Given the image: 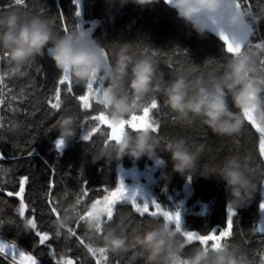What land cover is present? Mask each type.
Returning a JSON list of instances; mask_svg holds the SVG:
<instances>
[{"label":"trees","instance_id":"obj_1","mask_svg":"<svg viewBox=\"0 0 264 264\" xmlns=\"http://www.w3.org/2000/svg\"><path fill=\"white\" fill-rule=\"evenodd\" d=\"M7 2L8 0H0V3ZM80 2L81 14L78 22L81 29L88 31L89 38L97 40L100 47L108 52L110 61L114 42L119 41L130 42L132 52L137 56H150L155 53V63L165 79L183 75L186 80L193 81L201 76L220 75L224 70L227 55L222 51V44L210 34H206L204 38H198L176 18L174 10L168 8L161 0L151 8H141L131 4L118 8L114 4L106 3V0H80ZM240 2L242 7H247L248 4L253 5V11L258 10L259 5H264V0H248V4H244L243 0ZM24 3L28 5V8H21V14L27 12L30 16L31 11H38L35 5L45 3L50 13L46 19L55 16L59 8L65 13L69 32L75 31L76 18L72 0H24ZM51 28L55 33L64 34V25L58 19L52 23ZM262 36H264V23L259 25V35L252 38L253 43L258 42ZM145 49L148 51L145 52ZM169 63L173 67L170 68ZM34 64L44 68L47 79L37 74L34 67L29 68L23 65L20 72L24 75H20L11 71L12 66L7 60L0 61V74H4L3 84L5 85L2 97L4 103L0 105V118L3 124L0 135L4 137L0 140V152L6 156L5 160L0 161V188L3 189L0 191V219L4 221L9 218L20 219L15 212L19 205V198L8 197L4 193L8 190L19 191V178L27 175L30 179L24 193V199L28 205L26 216L28 218L34 216L38 229L48 232L52 238L46 242V245L41 246L34 234H23V232L18 234L14 225L7 224L3 226L0 238L5 242L15 241L18 248L34 255L40 264H54V260L47 255L48 244H51L56 252V258L63 254L65 260L72 259L74 264H95L91 254L87 253V250L74 239L66 241L64 238L66 234L60 238L55 237L53 226L55 216L49 215V199L51 198L53 203L59 201L63 208L72 211L76 193L81 187L77 177L82 172L80 180L90 187L89 197L86 198L90 206L93 199L104 195L103 187H115L120 167L124 169L135 167L143 170L145 166L151 164V160L142 157L132 162L125 157L119 165L115 162L106 163L103 159L96 164H91L89 156L103 145V137L97 132L90 141L84 142L80 139L83 134L81 129L77 130L76 139L64 147L58 155L54 149V141L57 139V121L65 114L64 109L76 112L77 123L83 122L85 127L96 122L85 121L84 118L96 115L100 110L92 100L89 101L91 104L89 109H81L79 101L74 100L65 91L62 93V110L59 113L52 111L51 114H47L49 111L47 97L53 94L55 82L52 78L56 70L46 56L35 58ZM72 87L76 94H83L86 88ZM8 89L12 91L8 92ZM156 98L162 109L159 112L152 110L150 113L153 118L160 121V129L154 135L166 139L182 137L193 150L198 151L199 156L189 182L186 176L172 173L167 154L160 153L166 166H158L156 169L155 176L159 178V182L153 189V197L158 199L162 208L175 210V199L183 198L184 186L189 183L191 196L186 205L200 204L205 209L202 214H184L182 216L184 230L208 234L211 229L223 228L226 219L227 191L222 181L211 176L213 169L226 157L239 155L248 158L250 166L259 176L262 170L260 165H264V160L259 158L258 135L250 129V126V131L241 132L239 137L232 139L216 137L198 123L188 127L180 126L172 119L173 114L167 109L163 98ZM137 113L142 115V110L140 109ZM10 122L16 125L14 131L8 130ZM33 139H35L34 144H30L29 142ZM31 148L34 151L32 157H29L28 151ZM53 165L56 167L55 177H52L49 171V167ZM206 176L209 177L205 178ZM53 179L55 187L49 194L48 182ZM258 186L259 182H257V188ZM163 188L166 189V193L162 191ZM259 201L258 189L251 204L236 211L238 218H234L231 235L226 240V242H239L253 264H260V257L264 255V236H258L255 230ZM162 222V217L153 218L147 214L140 217L133 212L130 203H125L115 207L113 219L106 227L115 228L118 233L123 230L125 235L131 238ZM83 224L77 232L87 242ZM195 246H199L198 242L186 245L185 252ZM108 256L110 264H143V254L137 248H130L118 255L108 253ZM0 264L9 263L0 256Z\"/></svg>","mask_w":264,"mask_h":264},{"label":"clouds","instance_id":"obj_2","mask_svg":"<svg viewBox=\"0 0 264 264\" xmlns=\"http://www.w3.org/2000/svg\"><path fill=\"white\" fill-rule=\"evenodd\" d=\"M110 5L148 7L160 0H106ZM168 7L183 25L198 38L217 35L220 25L226 31H242L264 23L260 8L245 16L231 11L232 0H168ZM0 53L7 54L9 65L21 68L35 58L47 57L56 72H67L72 86L86 87L101 75V47L97 40L80 32L58 34L40 16L21 17L16 12L0 16ZM264 58V48L241 49L236 56H226L220 75L198 77L188 81L183 75L165 79L149 56H137L130 42H114L112 60L104 75V86L95 103L112 125L118 126L141 104L151 97H162L174 121L183 127L198 123L216 137L237 138L245 126L240 113L251 112L264 126V74L256 71L258 61ZM135 101L136 103H133ZM78 114L67 110L57 121V139L67 147L77 137ZM16 125L10 122L9 131ZM81 139V137H80ZM166 153L171 172L181 176L192 173L199 153L182 137L166 139L154 135L148 127L141 130L124 129L109 146L102 145L91 153L90 163L100 160L119 162L127 157L135 162L144 157L151 161L163 160ZM164 166H166L164 161ZM212 177L224 183L227 191L226 208L237 211L248 207L257 193V182L264 183V169L256 175L247 157L231 155L213 169ZM206 176L205 178H208ZM72 221L71 210L60 221H54L55 230L65 234ZM84 232L109 253L121 254L137 248L143 254V264H251L248 253L239 242H226L219 249L207 251L195 246L185 252L184 241L173 227L164 222L156 224L129 238L115 228H106L96 236V220L83 224Z\"/></svg>","mask_w":264,"mask_h":264},{"label":"snow or ice","instance_id":"obj_3","mask_svg":"<svg viewBox=\"0 0 264 264\" xmlns=\"http://www.w3.org/2000/svg\"><path fill=\"white\" fill-rule=\"evenodd\" d=\"M165 4L168 3V0H164ZM244 4H248V0H243ZM232 9L231 11H235L237 14L250 16L253 13V5L248 4L247 7H242L240 0H232ZM38 8V11H31V16H40L42 19L46 20L51 26L55 20H59L61 24L64 25L63 31L64 33H68L69 29L66 23L65 13L59 8L57 9V14L55 16H51L49 19L50 13L45 3H41L39 5H35ZM72 7L74 9V16L76 21L74 23L75 31L80 32L81 35L89 37V32L84 31L80 27V23L78 22V18L80 17V9L81 2L80 0H72ZM21 8L27 9L28 5L24 3V0H8L7 3H0V16L6 15L10 12H16L22 18L30 16L27 12L23 15L21 14ZM259 8L264 11V5H259ZM217 33V38L222 44V51L227 56H236L239 54L242 48H264V36L260 37L259 41L253 43V37L259 35V25L254 26L252 28H248L242 31L231 30L226 31L222 26L217 25L214 29ZM90 31V30H89ZM145 52L148 50L145 49ZM155 53H152L149 57L153 59L155 62ZM101 57H102V69L101 75L97 76L94 81H91L86 86L83 94H76L72 87L70 78L65 72L63 75L56 72L53 76V80L55 82V87L53 94L47 97V105H48V113L51 114L52 111L59 113L62 110V93L66 91L67 94H70L74 100L79 101V107L81 109H89L91 107L90 100L95 101L99 96V92L104 86V75L103 73L107 72L110 66V57L108 52L101 48ZM7 54L0 53V61H6ZM25 65L29 68L34 67L37 74L41 75L45 79H47V73L44 68L41 66H37L34 64V60L28 61ZM170 68L173 67L171 63L168 65ZM11 71L13 73H19L20 75H24V73L20 72V68L12 67ZM256 71L258 73L264 74V58H261L257 65ZM4 74H0V105L4 103V88L3 84ZM66 86V87H65ZM11 89H8V92H11ZM133 103H136L133 101ZM140 109L142 110V115L138 113H133L130 118H127L120 122L118 126L112 125L108 122L105 114L103 112H99L96 115L86 116L84 119L95 121L96 123L85 127L83 122L78 124L79 129L82 130L81 140L84 142H88L91 140L93 135L97 132L103 137L102 143L105 147L109 146L110 142L114 139H117L120 134H122L124 129H135L141 130L142 127H148L152 130L153 133H158L160 129V121L153 118L151 116V111L156 110L157 112L161 111L162 106L156 97L149 98L148 101H145L141 104ZM68 109H64L67 111ZM166 114V113H165ZM242 119L245 121V126L242 132H247L254 130L255 134L258 135V153L259 158L264 160V126H261L255 119L254 115L251 112L244 111L240 113ZM174 120V117H172ZM250 126V129H249ZM3 127L2 118H0V128ZM4 137L0 135V140H3ZM35 139L30 141V144H34ZM95 147V144H93ZM63 143L59 139L54 141V149L56 153L59 155L63 149ZM33 148L28 151V156L32 157ZM6 159V156L3 152H0V161ZM13 159H15V155L13 154ZM157 166H163L164 160L155 161ZM262 169H264V165H260ZM50 174L52 177L56 175V167H49ZM82 172L79 173L77 177L78 183H80L81 187L78 193H76L75 204L72 206V221L65 227L64 238L66 241H72L73 239L78 242L79 245H82L87 253L91 254L92 259L95 264H110L108 251L100 246L98 243H94L90 237L84 233V236L87 237V242L85 239L78 234L77 229L80 225L88 220L95 219L96 220V236H102L106 226L112 221L114 209L117 204L120 203H130L131 208L134 213L138 214L140 217H144L147 214L149 217L157 218L162 217L163 222L167 225H171L175 231L183 238L184 245H193L198 242V245L204 248L206 251L209 248L214 250L221 248L225 243L227 238L231 235V230L234 224V218H238L236 215V211L231 208L226 209V219L224 222V227L219 229H211L208 234H199L196 231L184 230L183 222L180 217L179 206H176L175 210H166L162 208L161 204L158 202L157 198L152 197L149 193L145 192L142 187L137 186L134 188L127 187L121 176L118 174L115 187L109 188L107 186L103 187L104 195L101 198H96L91 201L89 206V202L86 199L89 197L90 187L86 185V183L80 180ZM193 174H188L186 179L190 182ZM30 177L27 175L21 176L19 178V191L8 190L4 194L8 197L15 196L19 198L18 208L15 209L16 214L19 216V220L15 218H9L7 221L0 219V233L3 232V226L14 225L17 229V233L23 234L31 233L34 234L35 237L38 238V244L41 246L46 245V242L51 240V236L46 231H41L37 227L36 219L28 218L26 216V208L28 205L24 199L25 187L28 183ZM55 187L54 179L48 182V191L51 194L52 190ZM258 189L261 194V201L258 204V213L260 224L264 225V183H260ZM0 191H3L0 188ZM99 191V189H97ZM163 192L166 193V189H162ZM170 199V198H169ZM48 207L50 208V216H55V221H60L62 217H65L69 209L63 208L59 201L56 203L52 202V199H49ZM154 209V210H152ZM61 210H63V214H61ZM43 211V210H42ZM33 212H35V208H33ZM202 214V213H201ZM21 224L23 228L21 229ZM75 225V227L73 226ZM257 232H264V227L257 226L255 229ZM218 233V234H217ZM121 235H125L124 231H120ZM62 235L59 230H55V237L60 238ZM126 236V235H125ZM209 242H211L209 244ZM49 251L47 255L54 260V264H74L72 259L65 260L63 254L60 255L59 258H56V252L52 249L51 244L47 245ZM70 250V249H69ZM0 255L4 256L7 259L9 256L11 260L9 264H40V261L29 252L18 248L17 243L13 242H4L2 238H0ZM181 264H184L181 261ZM251 264L253 262L251 261ZM260 264H264V255L260 257Z\"/></svg>","mask_w":264,"mask_h":264},{"label":"rangeland","instance_id":"obj_4","mask_svg":"<svg viewBox=\"0 0 264 264\" xmlns=\"http://www.w3.org/2000/svg\"><path fill=\"white\" fill-rule=\"evenodd\" d=\"M157 168H158V166L155 164V162L151 161V164L145 166L143 170H138L135 167L129 168V169H124V168L120 167L118 169V174L121 176L124 184L127 187L134 188V187L140 186L143 188V190L145 192L149 193L153 197V195H152L153 189L159 182V178H157L155 176V172H156ZM190 196H191V191H190L189 183H188V184H185V186H184L183 198H181V199L176 198L174 201L175 205L179 206L181 220H182V216L184 214H190V213L201 214V213H203V211L205 209V207L203 205H200V204H194L192 206H187L186 202ZM121 204H125V203H120V204H117L116 206L121 205ZM196 208L198 210H196ZM152 210H154V209H152ZM257 218H258V216H257ZM0 256L3 259H5L4 256H2V255H0ZM10 260H11L10 256L7 259H5V261H7L8 263L10 262Z\"/></svg>","mask_w":264,"mask_h":264},{"label":"water","instance_id":"obj_5","mask_svg":"<svg viewBox=\"0 0 264 264\" xmlns=\"http://www.w3.org/2000/svg\"><path fill=\"white\" fill-rule=\"evenodd\" d=\"M164 4H165V2H164V0H161ZM167 7H168V5L167 4H165ZM169 8V7H168ZM208 34H210V35H212L214 38H216L217 40H218V38H217V36L215 35V34H212V33H208ZM219 41V40H218ZM220 42V41H219ZM221 43V42H220ZM261 199H262V197H261V194H260V201H261ZM259 201V202H260ZM259 215V214H258ZM257 226H260V227H264V225H261L260 224V219H259V216H258V218H257V223H256V228H257ZM256 233H257V235L258 236H264V232H257L256 231Z\"/></svg>","mask_w":264,"mask_h":264},{"label":"bare ground","instance_id":"obj_6","mask_svg":"<svg viewBox=\"0 0 264 264\" xmlns=\"http://www.w3.org/2000/svg\"><path fill=\"white\" fill-rule=\"evenodd\" d=\"M244 6V5H243ZM259 214V213H258ZM259 216V215H258Z\"/></svg>","mask_w":264,"mask_h":264}]
</instances>
